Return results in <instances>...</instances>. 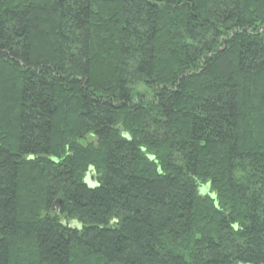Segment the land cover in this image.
Returning a JSON list of instances; mask_svg holds the SVG:
<instances>
[{"label":"trees","instance_id":"obj_1","mask_svg":"<svg viewBox=\"0 0 264 264\" xmlns=\"http://www.w3.org/2000/svg\"><path fill=\"white\" fill-rule=\"evenodd\" d=\"M0 264H264V0H0Z\"/></svg>","mask_w":264,"mask_h":264},{"label":"rangeland","instance_id":"obj_2","mask_svg":"<svg viewBox=\"0 0 264 264\" xmlns=\"http://www.w3.org/2000/svg\"><path fill=\"white\" fill-rule=\"evenodd\" d=\"M135 92L136 93H144L145 92V89L143 88V87H139V88H137L136 90H135ZM134 92V93H135ZM135 93V94H136ZM93 142V139H91L90 137H87V138H85L83 141H80V144H82V145H86V144H88V143H92Z\"/></svg>","mask_w":264,"mask_h":264},{"label":"water","instance_id":"obj_3","mask_svg":"<svg viewBox=\"0 0 264 264\" xmlns=\"http://www.w3.org/2000/svg\"><path fill=\"white\" fill-rule=\"evenodd\" d=\"M88 183L91 185H93L95 183L94 177L91 174H89Z\"/></svg>","mask_w":264,"mask_h":264},{"label":"bare ground","instance_id":"obj_4","mask_svg":"<svg viewBox=\"0 0 264 264\" xmlns=\"http://www.w3.org/2000/svg\"><path fill=\"white\" fill-rule=\"evenodd\" d=\"M209 189V187H207V188H205V189H203V191L205 192L206 190H208ZM201 192H202V190H201ZM203 193V192H202Z\"/></svg>","mask_w":264,"mask_h":264}]
</instances>
